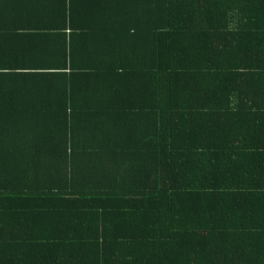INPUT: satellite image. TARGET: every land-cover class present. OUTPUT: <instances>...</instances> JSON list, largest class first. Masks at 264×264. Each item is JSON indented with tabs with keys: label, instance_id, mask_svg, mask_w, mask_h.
Wrapping results in <instances>:
<instances>
[{
	"label": "trees",
	"instance_id": "obj_1",
	"mask_svg": "<svg viewBox=\"0 0 264 264\" xmlns=\"http://www.w3.org/2000/svg\"><path fill=\"white\" fill-rule=\"evenodd\" d=\"M63 5L73 21L99 17L114 53L136 42L139 26L145 38L157 23V37L139 46L149 52L143 69L121 62L106 74L112 99L96 109H112L113 122L93 129L67 111L65 67L0 82V264H209L233 227L214 220L238 216L259 179L246 171L264 165V145L237 140L263 130L255 122L263 108L252 106L264 62L211 66L203 43L198 53L170 51L171 61H161L167 53L153 49L160 29L190 26L175 15L187 9L203 19L210 9L202 0ZM251 53L264 57L262 48Z\"/></svg>",
	"mask_w": 264,
	"mask_h": 264
},
{
	"label": "crops",
	"instance_id": "obj_2",
	"mask_svg": "<svg viewBox=\"0 0 264 264\" xmlns=\"http://www.w3.org/2000/svg\"><path fill=\"white\" fill-rule=\"evenodd\" d=\"M63 1L0 0V82L11 78L19 83L21 74L53 72L57 71L55 69L58 66L65 67L67 89L64 96L66 103H69L67 111H70L71 106L76 117L84 121V126L93 129L105 124V121L113 122L112 116L107 113H113L112 109H96L99 100L112 99V88L105 78L106 74L110 69L113 70L116 63L121 62L127 63L129 70L134 73L143 69L149 52L139 46L149 47V40L155 42L157 36L154 28L157 23L151 22L153 28L145 38V26H139L135 34L131 35L136 42L128 49L121 48L114 53L108 50L109 45L102 39L103 32L97 27L98 11L95 20L83 16L84 20L73 21ZM69 2L65 0V6ZM202 6L203 9H210L209 13L201 15L203 19L187 9L175 15L186 18L190 26L182 25L177 27V31H172L169 26L160 29V41L153 49L154 53L158 51L160 55L162 51L167 53L161 56V61L170 59V51L198 53L203 49V43L208 46L209 57L214 56L208 61L210 65H239L243 59H252V63L264 62V57L251 53L259 48L264 49V0H202ZM160 15L163 17V14ZM203 32L207 33L208 39ZM217 50H222L224 56L219 58ZM247 53H251L252 57L244 55ZM156 58L158 61V56ZM177 60H180V56ZM138 65L141 68H137ZM255 74V86L261 89L258 92L259 101L256 100L252 109L263 108L255 122L262 124L264 130V68ZM147 93L151 95L148 90ZM54 95H60L59 91L54 92ZM85 122L96 124L88 125ZM263 130H259V135L237 140L263 146ZM109 138L110 135L103 137L106 140ZM224 173L232 174V171ZM243 173L235 170V175L241 176ZM246 173L258 177L257 184L247 191L246 200L237 209V217L226 216L214 220V224L233 227L225 229L229 244L227 247H215L220 249L212 253L209 264H264V185H260L264 177V165L256 173ZM214 258H230L231 262L214 261Z\"/></svg>",
	"mask_w": 264,
	"mask_h": 264
}]
</instances>
